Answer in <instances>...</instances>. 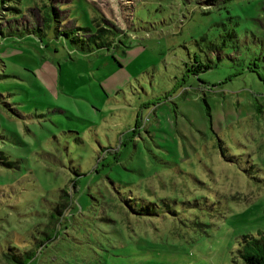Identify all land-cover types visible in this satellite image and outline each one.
Segmentation results:
<instances>
[{"label": "rangeland", "instance_id": "374dc122", "mask_svg": "<svg viewBox=\"0 0 264 264\" xmlns=\"http://www.w3.org/2000/svg\"><path fill=\"white\" fill-rule=\"evenodd\" d=\"M242 234L264 0H0V264H241Z\"/></svg>", "mask_w": 264, "mask_h": 264}, {"label": "trees", "instance_id": "16d2710c", "mask_svg": "<svg viewBox=\"0 0 264 264\" xmlns=\"http://www.w3.org/2000/svg\"><path fill=\"white\" fill-rule=\"evenodd\" d=\"M57 19H54L56 21ZM96 28L92 31L89 30L88 27H82L84 31H88L85 39L77 38L79 40V47L81 49L86 48L89 49L88 41H93L94 46H109L112 42L111 36L107 35V33L115 32L112 26H98L96 24ZM53 30L57 32V34L62 33L68 35V32H71V39H75L72 37L75 35L73 30H64L57 29L53 24ZM100 32V33H99ZM104 32V37H101L100 34ZM108 38V39H107ZM112 45V44H111ZM264 235L260 234L258 237L250 234H242L240 236V248L238 249L239 257L241 260V264H264Z\"/></svg>", "mask_w": 264, "mask_h": 264}]
</instances>
